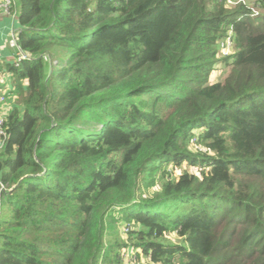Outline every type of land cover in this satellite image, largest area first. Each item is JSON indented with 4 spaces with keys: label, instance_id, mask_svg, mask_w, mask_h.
Segmentation results:
<instances>
[{
    "label": "trees",
    "instance_id": "16d2710c",
    "mask_svg": "<svg viewBox=\"0 0 264 264\" xmlns=\"http://www.w3.org/2000/svg\"><path fill=\"white\" fill-rule=\"evenodd\" d=\"M255 4L16 0L30 58L6 65L0 264H124L129 247L147 264H264Z\"/></svg>",
    "mask_w": 264,
    "mask_h": 264
},
{
    "label": "built area",
    "instance_id": "2783aa9c",
    "mask_svg": "<svg viewBox=\"0 0 264 264\" xmlns=\"http://www.w3.org/2000/svg\"><path fill=\"white\" fill-rule=\"evenodd\" d=\"M16 8V0H0V16L1 15H9L17 18V12L15 10ZM20 30H12L10 37H11V46L15 47L17 50L14 63L16 66H19V64L29 59L30 56L27 55L18 45L17 37ZM230 51V42L227 43V45L222 47V52L224 55H228ZM4 81H0V150L4 148L6 142H7V133H6V125H5V117L6 114L9 112V109L11 108V104L14 101V97L10 94L11 86L10 88L3 87ZM182 171H187L190 174L197 173V170H191L195 167L190 166L187 164V162H184L182 166L180 167ZM173 166L171 168H168V172L170 174V178L174 176L173 174ZM9 187L3 184V182L0 179V201L4 194H6L9 191ZM158 190V188H157ZM137 253H140V251H136L134 248L129 247L123 250L122 252V258L124 261V264H129L134 262V259L137 257Z\"/></svg>",
    "mask_w": 264,
    "mask_h": 264
},
{
    "label": "rangeland",
    "instance_id": "374dc122",
    "mask_svg": "<svg viewBox=\"0 0 264 264\" xmlns=\"http://www.w3.org/2000/svg\"><path fill=\"white\" fill-rule=\"evenodd\" d=\"M240 2L246 3V4L250 5V6L253 7V8L256 7V4H255V3H256V0H229L230 5H232V6H234V5H236V4L240 3ZM6 47H7L10 51L14 52V55L17 53L16 48L13 47V46H11V37H9V39L7 40ZM221 57H223V56H221ZM215 71H216V72H215V73H216V74H215V77H214L213 75H212V77H211V81H212V82H215V81H218V80L224 79L225 76H226L227 74H229V70H228L227 68H224L222 65L216 67ZM8 73H9V72H8ZM5 75H6V76H4L3 79H2V80L4 81L3 87L10 88L11 84H10L9 79L7 78V74H6V72H5ZM193 142L195 143V138H194ZM192 148H193L194 150H196L195 147H192ZM171 166H172V165H170L168 168H171ZM191 170H197V169L194 168V169H191ZM158 191H159V189H158V190H153L149 195H150V196H153V195H155ZM146 196H147V195H146ZM115 215L118 216L117 213H115ZM119 216H120V215H119ZM118 228H119V233H120L121 237H122L123 239H126V240H127V232H128V230H129V226H128V225L125 226V225H123V224H118ZM107 238H108V237H107ZM170 239L177 241V238H175L174 236H171ZM136 263H137V264H147L146 259L143 258V257H140L139 259L136 257V258L134 259V262L129 263V264H136Z\"/></svg>",
    "mask_w": 264,
    "mask_h": 264
},
{
    "label": "crops",
    "instance_id": "0c3cea01",
    "mask_svg": "<svg viewBox=\"0 0 264 264\" xmlns=\"http://www.w3.org/2000/svg\"><path fill=\"white\" fill-rule=\"evenodd\" d=\"M17 29L20 30L18 19L16 17L9 15L0 16V81H3V77L6 76L5 72L10 81V74L8 73L6 65L14 62L16 54L14 55V52L6 47V43L12 30Z\"/></svg>",
    "mask_w": 264,
    "mask_h": 264
}]
</instances>
